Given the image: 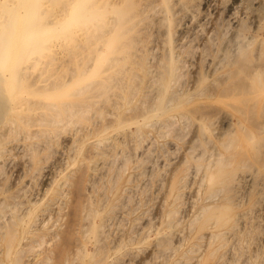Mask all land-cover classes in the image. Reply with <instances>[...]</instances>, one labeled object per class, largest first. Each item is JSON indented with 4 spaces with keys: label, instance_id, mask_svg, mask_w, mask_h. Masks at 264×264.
Instances as JSON below:
<instances>
[{
    "label": "bare ground",
    "instance_id": "obj_1",
    "mask_svg": "<svg viewBox=\"0 0 264 264\" xmlns=\"http://www.w3.org/2000/svg\"><path fill=\"white\" fill-rule=\"evenodd\" d=\"M184 1L187 0H0V254L3 257V264H31L33 261H41L44 262V264H48V260L49 258H51L49 257L48 252L52 251V243L53 241L55 242V239L57 237H59L58 233H55L56 231L54 232V234L51 232V230L47 226L48 222L53 218H56L57 221L61 218L63 219V217L65 216L64 210L69 207L70 200L73 198L74 201L71 204L73 205V207H69V209L74 208L75 217H73V215L70 216L75 218V221L72 220L70 222H75V241L73 240L74 242H71L74 243V245L73 248H71L69 251L66 248L65 251L67 252H65L63 255V250L62 252H60L62 260L65 264L70 261V263L72 264H105V262L107 261V253L106 247L103 246L104 242L102 243L103 235L105 234L107 229L109 230L113 220H116L117 222V219L125 214L124 210L126 207H124V210L120 208L117 210V207L121 206H118V202H120L119 200L122 197V192L129 189L132 190L133 188L127 189L128 187H126L123 191L122 186L118 188L117 185L120 176L119 173L116 174L115 172V176H113V178H115L111 183V190L109 191V194H105L104 191L102 192L103 194L99 193L100 195L98 197H95V194H97V191L95 190L96 183L99 182L103 178V176H105V174L109 171L110 165L112 166L115 164L114 161H111L113 159H116L115 156L117 154V150H120V148H122L121 157H124L123 155L127 154H123L125 152L124 147L126 145L128 146V142L130 141L131 143V140L135 137H138L137 141H139L141 138L140 136H144L143 129L145 127L151 124L152 127L153 124H159L160 122L161 124H159V127L165 126L167 128V125L169 123V125H171L176 121L175 116L181 117L182 120H184L183 118L189 120L191 115H194L197 111H199V109L194 107H184V103H187V100L182 101V99L184 98L176 94L178 93L177 90L176 92L174 91V86L175 84H177L176 82L178 80L179 75H181L179 74V69L183 68L184 66H182V64V67L180 66V63H182L180 62L181 59L179 60L180 54L177 53L176 46L174 47L171 44V41L173 39H170V32L168 33V47L163 48L166 46L165 44L161 47L162 50H166L164 52L163 59L161 60V62L158 61V65H160L159 70L157 72H153L154 70H151L152 72L146 70L149 67L145 68L146 65L143 61L145 54L148 52L150 53V50L152 52V49L155 47L148 46L146 45V42L143 41L142 35L143 30H145V26L148 23H151V20L158 21V24H172V22L175 20V18L173 19L174 14L176 12L174 11L175 6L179 3L181 4V2ZM184 4L186 5V3ZM154 12L156 13V15L154 14ZM233 16L228 15L229 19ZM153 25H151V27H149L150 25L148 26L149 28H151V31ZM156 26L157 25L155 24V27ZM254 28L256 29H254L256 32L255 35H253L252 33V38L249 41L245 42V44L242 43L243 46L241 45L239 48H237L238 50L236 49V52L234 51L231 54V57H233V59H231V57H228L232 60V63H230L231 68L224 72L222 80L220 79L221 81H217L218 83H216V79L214 80L215 82L212 80V83L214 82V84H216L215 88L217 90V93L212 94V91H207V89L210 88H206L203 86L201 91H197L195 94H193L195 95L194 97H196V94L198 92L200 96H203L205 95V93L210 92V94L206 95L207 100L217 99L219 102H223V105L237 111V113H239L243 118H245V120L250 119L254 110H258L259 114L260 112L264 113V62H258V64L253 66L252 70L249 65L248 67L251 71L248 75L245 76V80L241 77V74L243 73V70L245 68L244 65V68H242L240 67L241 64L240 66L235 64L236 67H238L237 69H235V66L233 68L235 61L241 56L253 54L256 59H264V45H260L257 48L254 47V44L257 43L260 38H262L264 42V27L257 25ZM156 29H158V27ZM162 32L163 30L161 31V33ZM163 35V37L166 36V34L164 33ZM235 36H239V34L236 33ZM227 52L228 51H225V53ZM161 54L160 57H162ZM223 56L225 55L223 54ZM183 57L184 56H182V58ZM225 57H227V55ZM224 60L221 59L222 63L219 61L221 66ZM148 64L149 62H147V65ZM157 69L158 67L156 68V70ZM213 69L216 70V67H213ZM144 77L147 78L145 79L143 89L140 91L142 93V100L139 99V101L141 102V108L139 107V105L136 104L137 107H135L138 109V111H136L135 114L132 113V115H130V112L128 111V115H126L127 111L125 109H127L126 107H129L134 102L138 94H136V91L138 90V88H140V83L141 81H144ZM153 87H155V90ZM151 88H153L152 92L155 91L156 94L154 98H152L151 102V98L149 99L150 103H148V105H143L145 102L144 98H147L146 94L151 93ZM147 95L149 97L150 94ZM199 95L198 97H200ZM214 95H216V99H214ZM131 112L134 111L131 110ZM197 114L198 115L196 116V122L192 124H195L196 126V129L194 126V130H196L194 132H196L195 134H197V136L200 138L201 144L196 148L193 145L194 149L191 148L192 150H190L189 147L190 152L185 158L186 161L185 163H183L184 165H182L181 167L173 161L175 158H173L172 163H169V168L167 167V164H164L165 162L163 163L164 165L162 166H166L168 170L166 169L167 171L164 172L165 175H162L163 178L160 174L162 179H158L161 180L157 179L158 181H161L157 184H160V196H158L159 199H157L158 202H156L158 211L157 214L162 217H166V219H169V221L167 222V225L169 227H172V229L176 227L180 221L179 214L182 213L180 211L181 209H184L186 207L184 206V208H182L181 196L182 194H184L183 192H185L189 184L194 183V181L196 180V182H198V187H194L190 191L194 190L195 188H197V191H192L191 193L197 192L198 195L199 189L201 190V194L203 193L202 197H204L205 199H212L221 196L223 200L222 202L216 204H208L201 206L199 211H201V215L204 214L205 217L202 223L200 224L199 228L204 229L209 226H215L222 230L223 228L227 227L230 223L235 221L234 208L236 207V205L238 206L241 204L240 200L242 195L245 193V191L249 189L251 183L256 180L255 178L254 180L253 177H251L254 180L252 181L249 172L245 173L243 172V169L249 167L250 165L254 166V164H252V161L255 162V157H252L250 151L256 148H253L255 146L254 140H257L258 137L257 139L253 138V133L247 130L246 127L244 129L243 125L240 124V122H237L239 125L238 127H240L241 125L242 129L238 128L240 129L238 130L239 132L232 130L233 133H236L235 136H233V133L225 132L226 134H224L226 135V138L228 140L224 138L227 141L224 140L226 142H222L221 136H216L215 138L214 136H212V132H215L213 131V126L215 125L214 123L217 122L218 118L216 121H214V119H212V115L210 118V114L207 115L203 112ZM228 115L229 114L227 113L226 116ZM216 117H220V115ZM171 118L172 123L170 122ZM228 118H230V116ZM173 119L175 120L174 122ZM260 119H258V122L260 121ZM228 121L230 122V119ZM230 123H227L228 126L232 125V123ZM261 124L262 123L260 122L258 124H255L256 128L259 130L258 133H260L261 128H264L262 127L264 121L262 126L260 127ZM156 125H154L153 127H155ZM223 126L224 125H221V127ZM249 126L250 128H252L251 124ZM171 127L172 125L170 126V128ZM160 128L156 127V130ZM186 128L187 127H185L184 129ZM231 128L229 127L227 129L230 130ZM184 129H182L183 132ZM232 129H234V126ZM168 131L169 127L167 128V132ZM186 131L188 130L186 129ZM160 132L162 133V131ZM164 132H166V130ZM155 134L158 135V133ZM222 134L223 131L220 135ZM148 135L150 137L151 134L148 133ZM214 135L216 134L214 133ZM257 136L261 138L260 134H257ZM152 140L155 139L152 138ZM259 141H256L258 142L256 144H259ZM146 142L149 141L145 140V143ZM137 143L139 144V142ZM151 143L153 142L151 141ZM155 143L156 142H154V146ZM139 145L138 147L140 148L141 146ZM195 145L197 144L195 143ZM131 147L132 146H129L128 148L131 150ZM132 148L134 149V147ZM153 148H151L152 151ZM147 151L145 154H147ZM258 152L259 151H257L256 154ZM143 154L141 155V157L144 156ZM165 154L166 153H164V155ZM131 157L132 156H130V158ZM122 159L124 163H127L128 160H126V157ZM144 159L142 158V160ZM183 159L181 160V163ZM117 160H119L120 162V158H117ZM133 160L135 161V158ZM147 162L151 163V160L148 161L147 158V161L145 163ZM181 163L179 164L181 165ZM120 164L122 165V163ZM120 164H118L119 167L121 166ZM118 165L116 166L117 168ZM137 165H139L140 167V163L138 164L137 162ZM150 166L152 167V165ZM150 166L148 165V167ZM112 168L113 167H111V170ZM122 168H127V166H124ZM132 169L133 167H131L130 170ZM13 170H17L19 173H22V175H24L25 180L26 178H28V180L24 181L26 183L32 184L35 180L43 178L44 182H49V187L44 190L45 192L42 191L40 188V190L44 193L41 198L30 199L32 195L37 194L36 192L32 194L29 198H27L28 196L26 197V195L24 194L26 190L23 191V193L21 191L22 189L14 193L5 186V181L7 179L5 173L6 171ZM253 170L255 169L253 168ZM259 170H257L256 166V173ZM142 171H140L141 174H143ZM55 172L58 173V178L53 179L51 178V175ZM124 173L125 172H123V174ZM140 173L138 172L137 178L141 175ZM144 173H147V171ZM151 173L153 174L155 173V171H152ZM254 173L255 171L252 174ZM153 175L152 177H154ZM130 176L132 177L133 173H131L128 178H130ZM109 178H112V175H110ZM133 179L130 178L132 182ZM143 180L145 184L146 179ZM107 181L109 182L110 179H108ZM127 182L129 183V181ZM26 183H24V185ZM255 183L257 184V182ZM102 184L105 183H103L102 181ZM141 184L143 185V183H140V185ZM24 185L22 184V186ZM150 185L151 184H149L148 187H150ZM44 186H46V184ZM102 189L100 190V192L102 191ZM149 189L150 188H148V190ZM17 190L18 187L16 188V191ZM131 196L133 195H130V197ZM155 198L157 197L155 196ZM121 199H123V197ZM191 200L192 199H190L189 203L193 201ZM218 200H220V198ZM244 201L247 202L246 198L244 199ZM257 201L259 202V200H256V202ZM239 202L240 204H238ZM122 205L125 206L126 204ZM10 206L13 208L19 207L20 212L17 211V214L10 213L12 215L9 216L7 220L1 221V219L3 218L1 217V215L8 208L10 209ZM134 208H136V206ZM134 208L132 210H134ZM255 208L258 209V207ZM69 211L65 213L68 214ZM148 211L149 210H147L145 213H147ZM258 211L259 210H257V212L255 211V214L258 215ZM133 212L134 211H132V214L135 213ZM183 212L185 213L186 211ZM247 212L248 211H246V213ZM255 214H253L254 218ZM196 216L197 215L194 216L195 219H197ZM197 217L198 219H201L200 216ZM238 217H236V219ZM240 217L242 218L243 216L241 215ZM240 217L238 219H240ZM121 219L122 218H120V220ZM198 219L196 221H198ZM249 219L247 218V220ZM151 222V227H153V224L155 223L153 221ZM240 222H243V219L240 220L239 223ZM157 223H159V221H157ZM189 224H192V222ZM196 224L197 223H195V225ZM247 224L250 225V221ZM51 225H53V223ZM116 225L114 226L116 227ZM157 225L155 227H157ZM164 225L166 226V222L163 224V226ZM178 225H180V223ZM240 225L241 223L236 226L240 227ZM117 226H119V224ZM115 227L113 229H115ZM151 227L150 230L152 229ZM155 227H153V230ZM233 228L235 229L236 227ZM120 229L121 231H123L122 228ZM139 229L137 232H139ZM172 229H170L171 232ZM190 229L189 231L192 232ZM234 229L232 230L235 232V230L237 229ZM117 230L120 232L119 229ZM220 230L213 229L210 232L208 231L203 233V236L201 238L205 239V244L202 245L205 248V252L210 249L216 239L222 236V231ZM189 231L187 230L188 235ZM167 232L163 227H157L154 230V237L152 238V240L150 238L152 244L154 246H157L160 245L162 242L166 244L168 240L170 241L171 234H169V232L167 234ZM224 232L225 231H223V233ZM228 232L230 231H227L226 233L232 235V231L231 233ZM120 234L116 235L120 236ZM172 234L180 238L178 233L173 232ZM116 235L115 237L118 238L115 239V237H113L115 239V246L113 248H121L122 245L119 242V236ZM234 235L235 234L233 233V236ZM175 236L173 238H176ZM185 236L186 235H184V237ZM113 238L111 239L113 240ZM25 239L29 242V246L27 248L29 252L27 251L28 254H24L23 256L21 255L22 251H24L22 250L24 247L22 241ZM231 239L233 240V237H231ZM235 239L234 241H236ZM174 240L176 241L177 239H173L171 241L173 242ZM227 240L225 238V242ZM45 241V245L47 246H45V248L39 251L37 247L41 245L42 248L43 243H45ZM127 241L129 242V238ZM170 243L171 242L167 244ZM124 244L125 243H123V245ZM165 244H161L160 246ZM226 244H224V246ZM234 244L235 243L233 242V245ZM153 245L151 247H154ZM175 245L174 247H176ZM179 245L180 244H178V247ZM233 245H231L232 248ZM171 246L170 249L173 250V247L171 248ZM219 246L220 245H218V248H215V250H219ZM91 247L92 250H90ZM123 247H125V245ZM61 248L62 247H60V249ZM198 248L203 251L202 247ZM56 249L60 250L59 248ZM193 249L195 250V248ZM159 250L156 251L159 253ZM169 250L164 251L169 252ZM200 250L198 249L199 252ZM218 250H216V253ZM164 251L161 250L160 252L164 254ZM188 251L189 250H187V252ZM193 251H191V253ZM195 251L197 252V250ZM204 251L202 253H204ZM224 251H227V249ZM211 252L209 253L210 256L208 255V257L212 256ZM105 253L106 255L104 257ZM128 253L126 252L127 255ZM133 253L135 252L133 251ZM170 253H172V251ZM184 255L185 253H183V256ZM198 255L197 257L199 259V257H201V254L198 253ZM58 258L57 260L60 261V259ZM191 258L195 257L193 256ZM185 259H187V257ZM218 259L220 260V257L217 258L216 262L218 261ZM2 262L0 264H2ZM55 263L57 264L56 261Z\"/></svg>",
    "mask_w": 264,
    "mask_h": 264
},
{
    "label": "rangeland",
    "instance_id": "obj_2",
    "mask_svg": "<svg viewBox=\"0 0 264 264\" xmlns=\"http://www.w3.org/2000/svg\"><path fill=\"white\" fill-rule=\"evenodd\" d=\"M259 2V3H258ZM184 3H186V5L184 4ZM181 5V6H180ZM264 0H187V1H184V2H181V4L179 3V4H177L176 6H175V9H174V11H176L175 12V14H174V17H173V19L175 18V20L172 22V24L170 23V25L169 24H164V23H159L158 24V21H154V20H151V23H148L146 26H145V30H143V35H142V38H143V41L144 42H146V45H148V46H155L153 49H152V52H151V50H150V53L148 52V53H146L145 54V56H144V59H143V61H144V63H145V68H147V67H149L148 69H146V70H149V71H151V70H154L153 72H157L158 70H159V67H160V65H158L159 64V62L158 61H160L161 62V60L163 59V55H164V52H165V50L163 49L162 50V45L164 46V44L166 45L165 47H163V48H167L168 47V45H169V38H168V33L170 32V35H171V37H170V39L172 40H170L171 41V44L175 47L176 46V51H177V53L178 54H180V56H179V60L181 59V61L180 62H182V63H180V66H181V64H182V66H184L183 68H181V69H179V74H181V75H179V77H178V80H177V84H175V86H174V91L176 92V90H177V92L178 93H176L178 96H180V97H183L184 99H182V101H186L187 103H184V107H189V108H197V109H199V111H197L194 115H191V117L189 118V120H190V122H189V120L188 119H185V118H183L184 120H182V118L181 117H179V116H175L176 118H175V120L177 121H175L174 119H173V124H171L172 125V129L170 128V126L171 125H167V128L169 127V135H168V132H167V128L165 127V126H160L159 127V124H161L160 122H159V124L158 123H156V124H153V126L154 125H156L155 127H151V125H148L147 127H145L144 129H143V137L142 136H140L139 138H140V140L139 141H137L138 140V137H135L134 139H132L131 140V143H130V141L128 142V146L126 145L125 147H124V153L123 154H126V155H123L124 157H126L127 159L126 160H128L127 161V163H124V161H123V159L122 158H124V157H121L122 156V148H120V152L117 150V154L119 155H117L116 154V156H115V158L116 159H113L111 162H113L114 161V163H111V164H114V165H110V169H109V171L105 174V176H103V178L99 181V182H97L96 183V185H95V187H96V193L97 194H95V197H98L100 194H103L102 192H104L105 194H109V191L111 190V183H112V181H113V179L115 178H113V176H115V172H116V174H118L119 173V176H120V178H119V176H118V178H119V182H118V185H117V187L118 188H120L121 186H122V191L124 190V188H126V187H128L127 189H129V188H133L132 190L131 189H129V190H125L124 192H122V197H123V199H121L120 198V202H121V204H120V202H118L119 204H118V206H120V207H117V210L120 208V209H122V210H124V207H126L125 208V210H124V215L122 216V217H120V218H122L123 219V217H124V219L121 221L120 220V218H118L117 220V222H116V220H113L112 221V223H111V226H110V228H109V230L107 229V235H106V232H105V234L103 235V239H102V243H103V246H105L106 247V253H107V255H106V253L104 254V257H105V255H106V258H107V261L105 262V264H111L112 262V264H124L125 262V264H160V263H163V264H184L185 262L187 263V264H264V212H262V211H264V139H262V138H264V130H262V129H264V128H261L260 130V133H258L259 132V130L256 128V126H255V124H258L259 122L260 123H262L263 124V121H264V113L263 112H260V114H259V112H258V110H254L253 111V113H252V115H251V117H250V119L249 120H245V118H243L239 113H237V111H235V110H233L232 108H228V107H226L225 105H223V102L221 103V101L219 102L217 99H216V95H214L213 97H214V99H216V100H207L206 99V95H208V94H210V92L212 93V94H216L217 93V90H216V88H215V85L216 84H214V82L216 81V83H218L219 81H221L222 80V77L224 76V72L225 71H227L228 69H230L231 68V65H230V63H232L231 61V59H233V57H231L232 55V53L235 51L236 52V49L237 48H239L241 45L243 46V44H245V42H247V41H249L251 38H252V36L253 35H255V28L254 27H256L257 25H259V26H262V27H264ZM182 6H184V7H182ZM184 8V9H182V8ZM224 7V8H223ZM260 7V8H259ZM263 8V9H262ZM177 9V10H176ZM181 10H183V11H181ZM179 11V12H178ZM158 12V11H157ZM154 14L156 15V13L154 12ZM251 14V15H250ZM227 15V16H226ZM228 15H231V16H233V15H235V16H233V17H231L230 19H229V17H228ZM253 15V16H252ZM259 16V17H258ZM172 19V20H173ZM254 19V20H253ZM177 20V21H176ZM230 20V21H229ZM232 20V21H231ZM261 20V21H260ZM227 21H229V22H227ZM156 22V23H155ZM176 22V23H175ZM238 23V24H237ZM255 23V24H254ZM257 23V24H256ZM154 24V25H153ZM155 24L157 25L156 27H155ZM164 24V25H163ZM150 25V26H149ZM151 25H153L152 26V31H151V28H149V27H151ZM174 25H175V27H174ZM252 25V26H251ZM149 26V27H148ZM159 26H160V28H159ZM162 26V27H161ZM239 26V27H238ZM148 27V28H147ZM158 27V29H156ZM167 27V28H166ZM155 28V29H154ZM171 28V29H170ZM255 29V30H254ZM150 30V31H149ZM156 30V31H155ZM159 30V31H158ZM163 30V32L161 33V31ZM166 30V31H165ZM169 30V31H168ZM254 31V32H253ZM147 32V33H146ZM159 32V33H158ZM145 33V34H144ZM163 33L164 34H166V36L165 37H163L164 35H163ZM174 33V34H173ZM236 33L237 34H239V36H235L236 35ZM252 33H253V35H252ZM162 34V35H161ZM260 35H261V32H260ZM144 36V37H143ZM173 36V37H172ZM157 37H158V39H157ZM235 37V38H234ZM238 37H240V38H238ZM242 37V38H241ZM250 37V38H249ZM261 37V36H260ZM159 38H161V39H159ZM145 39V40H144ZM147 40V41H146ZM154 40V41H153ZM161 40V41H160ZM232 40V41H231ZM168 41V42H167ZM238 41V42H237ZM151 42V43H150ZM228 44H227V43ZM241 42V43H240ZM260 42V43H259ZM149 43V44H148ZM236 43V44H235ZM243 43V44H242ZM260 45H264V42H263V39L262 38H260L259 39V41H257V43H255L254 44V47L255 48H257L258 46H260ZM179 46H180V48H179ZM222 47V48H221ZM236 47V48H235ZM221 49V50H220ZM227 49V50H226ZM179 50H181V51H179ZM233 50V51H232ZM238 50V49H237ZM179 51V52H178ZM225 51H228L227 53H225ZM181 52H182V54H181ZM162 53V54H161ZM160 54H161V56L162 57H160ZM223 54L226 56L227 55V57H225V56H223ZM229 54V55H228ZM182 56H184L183 58H182ZM187 56V57H186ZM248 56V57H247ZM250 56V57H249ZM253 56V57H252ZM159 57V58H158ZM222 57V58H221ZM224 57V58H223ZM231 57V59H229V58ZM147 58V59H146ZM226 58V59H225ZM243 58H244V60H243ZM253 58V59H252ZM255 58V56L252 54H249V55H246V56H241V57H239V59H237L236 61H235V63H234V65H233V68H234V66H235V69H237V67H236V65L235 64H237V65H239L240 66V64H241V66L240 67H242V68H244V70H243V73L241 74L242 76V79H244L245 80V76L246 75H248L249 74V72L252 70V68H253V66H255L256 64H258V62L259 63H261V61H263L264 62V59H262L261 58V60L260 59H254ZM221 59L222 60H224L223 61V64H222V66L220 65V62H221ZM148 60V61H147ZM229 60H230V62H229ZM240 60V61H239ZM185 61V62H184ZM220 61V62H219ZM245 63H244V62ZM147 62H149V64L147 65ZM158 62V63H157ZM262 62V63H263ZM222 63V62H221ZM248 63V64H247ZM246 64V65H245ZM229 65V66H228ZM243 65H244V67H243ZM250 65V66H249ZM220 66V67H219ZM251 68V70H250V68ZM252 66V67H251ZM158 67V69L156 70V68ZM213 67L215 68L216 67V70L215 69H213ZM218 67H219V69H218ZM245 69H247V70H245ZM183 70V71H182ZM215 70V71H214ZM181 71V72H180ZM152 72V71H151ZM216 73V74H215ZM222 74V75H221ZM243 74H245V75H243ZM202 77V78H200V77ZM147 78V77H146ZM145 77H144V81H141V83H140V88H138V90L136 91V94H137V96H136V98H135V100H134V102L132 103V105H130L129 107H126L127 109H125L127 112H126V115H128V111L130 112L129 114L130 115H132V113H136V111H138V109L136 108L137 106H136V104L137 105H139V107L141 108V102L139 101V99H141V90L143 89V87H144V82H145V79H146ZM206 78H207V80H206ZM216 79V80H215ZM221 79V80H220ZM141 80V79H140ZM197 80H198V82H197ZM212 80L214 81L213 83H212ZM218 81V82H217ZM212 84H211V83ZM203 83V84H202ZM207 84V85H206ZM206 87V88H210V89H207V91L209 90L210 92H207V93H205V95H203V96H200L198 93L196 94V97H194L195 95H193V94H195L197 91H201V89H202V87ZM208 86H210V87H208ZM214 86V87H213ZM212 87H213V89H212ZM154 88V90H155V87H153ZM153 88H151V90H150V92L152 93H147V94H150L149 95V97H148V95L146 94V97L147 98H144V101L146 102V104H145V102H144V104L143 105H148V103H150L151 102V100H152V98H154V96H155V94H156V92L155 91H153L152 92V89ZM176 88H179V89H176ZM200 89V90H199ZM216 90V91H215ZM180 91V92H179ZM214 91V92H213ZM155 92V93H154ZM180 93V94H179ZM211 94V95H212ZM198 95L200 96V97H198ZM153 96V97H152ZM190 96H191V98H190ZM193 96V97H192ZM151 98V99H150ZM147 99V100H146ZM149 99H150V102H149ZM189 99H191V100H189ZM142 100V99H141ZM139 101V102H138ZM217 101V102H216ZM143 105H142V107H143ZM199 105H201V106H199ZM213 105V106H212ZM136 106V107H135ZM200 107V108H199ZM207 107V108H206ZM209 107H211V108H209ZM133 108V109H132ZM134 108H135V110H134ZM205 108V109H204ZM129 109V110H128ZM132 111H134V112H131V110ZM137 109V110H136ZM202 110V111H201ZM208 110V111H207ZM214 110V111H213ZM222 110H224V111H222ZM206 111V112H205ZM213 111V112H212ZM222 111V112H221ZM206 113L207 115H209L211 112V114H210V118H211V115H212V119H214V121H216L217 120V118H218V120H217V122L216 123H214L215 125L213 126V131H215V132H212V136H214V138L216 137V136H221V139H222V142H226L228 139L226 138V133L228 132V133H233V131H238V130H240V129H242V126L240 125V127H238L239 125H238V123L240 122V124H242L243 125V128L245 129V127L247 128V130H249L250 132H252L253 133V138H255V139H257V137H258V139L257 140H254V143H255V146L253 147V148H255V149H252L251 151H250V153L252 154V157H255L256 159H257V156H258V159H259V161H258V159L256 160L255 158H254V161L255 162H253L252 161V164H254V166L253 165H250L249 167H246L245 169H243L244 171L243 172H249V174H250V178L251 177H253V179L255 180H253L252 178H251V180L252 181H254L253 183H251V185H250V187H249V189L247 190L248 192H249V194H248V192L247 191H245V193L242 195V197L245 199L246 198V200H247V202H245L244 201V199L241 197V200H240V202H241V204H240V202L238 203V204H240V205H238V206H240V207H238L237 205H236V207L234 208V216H235V221H233L232 223H230L227 227H225V228H223L222 230H220L218 227H215V226H209V227H206V228H204V229H200L199 227H200V224L202 223V221L204 220V217H205V215L203 214V215H201V211H199L200 210V208H201V206L202 205H208V204H216V203H219V202H222L223 200H222V198H221V196H218V197H215V198H208V199H205L204 197H202L203 196V193L201 194V190H199L198 189V195H197V192L196 193H191L192 191L194 192V191H197L196 189L197 188H195L194 190H192V191H190L191 189H193L194 187H198L197 186V183L198 182H196V180L194 181V183H190L189 184V186H188V188L185 190V192H183L184 194H182V199H181V202H182V208H184V206H186L184 209H181V211L180 212H182V213H180L181 215H182V217H181V215L179 214V220L181 221H179V223H180V225H178L177 224V226L176 227H174L173 229H172V227H169L167 224V222L169 221V219L167 218L166 219V217H162V216H160L159 214H157V203L156 202H158L157 201V199H159L158 198V196H160V184L159 185H157L158 183H160L161 181H158V180H161L162 178H163V176L162 175H165V173L164 172H166L168 169H167V167L169 168V163H172L173 161L174 162H176L177 163V165H179L180 167L182 166V165H184L183 163H185V161H186V156L188 155V153L190 152L189 151V147H190V150H192L191 148H193L194 149V147L196 148L197 146H200V144H201V140H200V138L197 136V134H195L196 132H194V131H196V130H194V126H195V124L193 125L192 123H195L196 122V116L198 115L197 113ZM219 112H221V113H219ZM226 112V113H225ZM215 115H214V114ZM223 113H224V115H223ZM227 113L229 114L228 116H226L227 115ZM226 114V115H225ZM261 114H262V116H261ZM177 115V114H176ZM220 115V117H216V116H219ZM221 116H222V121H221ZM230 116V118H228ZM256 116V117H255ZM259 116H261V117H259ZM257 118V119H255V118ZM263 117V118H262ZM173 118V117H172ZM172 118L170 119V122L172 123ZM180 118V119H179ZM223 118H224V120H223ZM226 118H228V119H226ZM254 118V119H253ZM261 118V119H260ZM219 119H220V121H219ZM230 119V122L232 123V125L234 126V129H232L233 128V126L231 125V126H228V124L227 123H230L228 120ZM238 121H237V120ZM258 119H260V121L258 122ZM263 119V120H262ZM179 120H181V121H179ZM255 120H257V121H255ZM255 122V123H253V122ZM183 123V124H181V123ZM220 122H222V123H220ZM227 122V123H226ZM238 122V123H237ZM249 122V123H248ZM224 123H226V124H224ZM230 123V124H231ZM180 124V125H179ZM186 124H187V126H186ZM218 124V125H217ZM247 124H251L252 125V128H250V126L249 125H247ZM262 124L260 125V127L262 126ZM190 125V126H189ZM221 125H224L223 127H221ZM179 126V127H178ZM217 128H216V127ZM226 126H227V128H231L230 130L229 129H227L226 128ZM156 127L157 128H160V129H157L156 130ZM178 127V128H177ZM185 127H187L186 129L188 130V131H186V129H184ZM262 127H264V124H263V126ZM189 128V129H188ZM191 128V129H190ZM238 128H240V129H238ZM254 128V129H253ZM170 129H171V131H170ZM174 129V130H173ZM180 129V130H179ZM182 129H184V132L182 131ZM195 129H196V126H195ZM255 129H256V132H255ZM166 130V132H164ZM226 130V131H225ZM233 130V131H232ZM258 130V131H257ZM160 131H162V133L160 132ZM179 131V132H178ZM222 131H223V134L222 135H220L221 133H222ZM230 131V132H229ZM173 132V133H172ZM176 132H177V134H176ZM218 132V133H217ZM226 132V133H225ZM239 132V131H238ZM148 133L149 134H151L150 135V137H149V135H148ZM155 133H158V135L157 134H155ZM161 135H160V134ZM165 133V134H164ZM187 133V134H186ZM214 133L216 134V135H214ZM225 133V134H224ZM251 133V134H252ZM262 133V134H261ZM162 134H163V136H162ZM235 132L233 133V136H235ZM257 134L259 135H261L260 137L261 138H259V136H257ZM159 136H160V138H159ZM195 136H196V138H195ZM197 137H198V139H197ZM228 137V136H227ZM143 138V139H142ZM147 138V139H146ZM151 138V139H150ZM152 138L153 139H155V140H152ZM183 138V139H182ZM224 138H226V139H224ZM141 139H142V141H141ZM145 140H147V141H149V142H146L145 143ZM194 140V141H193ZM224 140H226V141H224ZM261 142H260V141ZM151 141L153 142V143H151ZM256 141H259V144H256V143H258V142H256ZM137 142H139V144H141V145H139ZM154 142H156L155 143V146H154ZM166 142H168V143H166ZM172 142V143H171ZM188 142V143H187ZM194 142V143H193ZM199 142V143H198ZM130 143V144H129ZM134 143V144H133ZM161 143V144H160ZM195 143L197 144V145H195ZM148 144V145H147ZM173 144V145H172ZM260 144H262V145H260ZM134 145V146H133ZM138 145L139 146H141L140 148L138 147ZM153 145V146H152ZM161 145V146H160ZM177 145V146H176ZM193 145H194V147H193ZM129 146H132V147H134V149L131 147V150L128 148ZM261 148H260V147ZM138 147V148H137ZM143 147H144V149H143ZM149 147V148H148ZM154 147V148H153ZM181 147V148H180ZM257 147H258V149H260V150H258L257 149ZM138 150H137V149ZM148 148V149H147ZM151 148H153V151H152V149ZM187 148H188V150H187ZM140 149V150H139ZM148 151H147V150ZM170 149V150H169ZM131 151V152H127V151ZM133 150V151H132ZM137 150V151H136ZM144 150V151H143ZM162 150H163V152H162ZM166 150V151H165ZM253 150H255V151H253ZM146 151H147V154H145L146 153ZM177 151V152H176ZM257 151H259L257 154H256V152ZM133 152H135V153H133ZM136 152H138V153H136ZM152 152V153H151ZM182 152V153H181ZM255 152V153H254ZM144 153V154H143ZM164 153H166L165 155H164ZM173 153V154H172ZM253 153H254V155H253ZM131 154V155H130ZM133 154V155H132ZM144 155V156H142L141 157V155ZM259 154V155H258ZM128 155H130V156H132L131 158H130V156H128ZM137 157V159H136V157ZM153 156V157H152ZM167 156V157H166ZM178 156V157H177ZM184 157V159H183V157ZM141 157V158H140ZM151 157V158H150ZM172 157V158H171ZM117 158L119 159L120 158V162H119V160H117ZM128 158H130V159H128ZM135 158V161L133 160V159ZM140 158V159H139ZM142 158L144 159V158H146V159H144V160H142ZM147 158H148V161H150L151 160V163L150 162H147V163H145L146 161H147ZM162 158V159H161ZM171 158V159H170ZM173 158H175L174 160H173ZM183 159V161H182V163H181V160ZM262 158H263V161H262ZM168 159V160H167ZM142 160V161H141ZM146 160V161H145ZM173 160V161H172ZM115 161H117V162H119V163H117V162H115ZM132 163H131V162ZM134 161V162H133ZM143 161H145V162H143ZM153 161V162H152ZM170 161V162H169ZM137 162H138V164L140 163V167H139V165H137ZM165 162V163H164ZM258 162H260V163H258ZM120 163H122V165L120 164ZM123 163H124V166L126 167L127 166V168H122V167H124L123 166ZM150 163V164H149ZM166 165L167 164V167L165 166H162V165H164V164ZM179 163H181V165L179 164ZM118 164H120L121 166L119 167V165H118V168L121 170H119L116 166ZM134 165V166H133ZM135 165H137V166H135ZM148 165L150 166V165H152V167H151V169H152V171H155V173H151L152 171H151V169H150V167H148ZM260 165H261V167H260ZM144 166V167H143ZM146 166V167H145ZM256 166H257V170H259L260 168V170L259 171H257V173H256ZM111 167H113L112 168V170H111ZM131 167H133V169L132 170H130L131 169ZM139 167V168H138ZM250 167H253L255 170H253V168H250ZM260 167V168H259ZM116 168H117V170L119 171H117L116 170ZM122 168V169H121ZM60 169V168H59ZM58 169V170H59ZM126 170V171H124V170ZM145 169H146V171H147V173H144V172H146L145 171ZM150 170V171H148V170ZM159 169V170H158ZM167 169V170H166ZM248 169H250V170H248ZM57 170V171H58ZM143 170V171H142ZM163 170H165V171H163ZM15 170H13V171H6V173H5V175H6V177H7V179H6V181H5V186H6V188H9L10 189V191H12V192H14V193H16V192H18L19 190H21L22 192L23 191H25L26 190V192L24 193L25 195H26V197L27 198H29L32 194H34L35 192L37 193V194H34V195H32V197H30V199H34V198H41L42 197V195L44 194L42 191H44V190H46L48 187H49V182H44V180H43V178H40V179H37V180H35L34 181V183H32V184H30V183H26V182H24V181H26V180H28V178H26V180L24 179V175H22V173H19L17 170L14 172ZM140 171H142L143 172V174H141L140 173ZM161 171H163V172H161ZM255 171V173L254 174H252L253 172ZM123 172H125L124 174H123ZM137 172V173H136ZM138 172L141 174H139L140 176L137 178V176H138ZM11 173V174H10ZM114 173V174H113ZM131 173H133V178L130 176V178L131 179H133V182H132V180H130V178H128L129 177V175L131 174ZM136 173V174H135ZM164 173V174H163ZM146 174V175H145ZM150 174V175H149ZM154 176V177H152V175ZM160 174H161V176H162V178H161V176H160ZM257 174V175H256ZM21 175V176H20ZM110 175H112V178H109L110 177ZM136 175V176H135ZM144 175V176H143ZM263 175V176H262ZM10 176V177H9ZM104 177H105V179H104ZM148 177V178H147ZM152 177V178H151ZM21 178V179H20ZM51 178H53V179H55V178H58V173L57 172H55V173H53L52 175H51ZM158 178H161V179H158ZM260 178V179H259ZM13 179V180H12ZM108 179H110V183L107 181ZM138 179V180H137ZM141 179H142V181H141ZM143 179H146L145 180V184H144V180ZM148 179V180H147ZM158 179V180H157ZM258 179V180H257ZM262 179V180H261ZM40 180V181H39ZM153 180V181H152ZM11 181V182H10ZM18 181H19V183H18ZM102 181H103V183H105V184H102ZM127 181H129V183L127 182ZM147 181V182H146ZM148 181H149V184H151L150 185V187H148L149 186V184H148ZM28 182V181H27ZM131 182V183H130ZM156 182V183H155ZM255 182H257V184L255 183ZM259 182V183H258ZM261 182V183H260ZM8 183H9V185H8ZM18 183V184H17ZM24 183H26L25 185H24ZM46 184V186H44L45 184ZM109 183V184H108ZM140 183H143V185L141 184L140 185ZM22 184L24 185V186H27V187H24V186H22ZM44 184V185H43ZM148 184V185H147ZM252 184H254V185H252ZM260 184V185H259ZM8 185V186H7ZM21 185V186H20ZM102 185V186H101ZM104 185V186H103ZM105 185H106V187H105ZM134 185V186H133ZM257 185V186H256ZM42 186H43V188H42ZM156 186V187H155ZM158 186V187H157ZM260 186V187H259ZM18 187V190L16 191V188ZM19 187H20V189H19ZM23 187V188H22ZM141 187V188H140ZM152 187V188H151ZM256 187V188H255ZM261 187H263V188H261ZM26 188V189H25ZM40 188H41V190H40ZM103 188V189H102ZM139 188V189H138ZM147 188V189H146ZM148 188H150L149 190H148ZM260 188V189H259ZM102 189V191L100 192V190ZM138 189V190H137ZM156 189H158V190H156ZM250 189H252V190H250ZM15 190V191H14ZM36 190H38V191H36ZM136 190V191H135ZM144 190V191H143ZM128 191V192H127ZM134 191V192H133ZM154 191V192H153ZM259 191V192H258ZM45 192V191H44ZM132 192V193H131ZM142 192H143V194H142ZM148 192H149V194H148ZM29 193V194H28ZM40 195H39V194ZM100 193V194H99ZM187 193V194H186ZM189 193V194H188ZM253 195H252V194ZM256 193V194H255ZM145 194H147V195H145ZM261 194V195H260ZM36 195H38V196H36ZM123 195H125V196H123ZM130 195H133V196H131L130 197ZM149 195V196H148ZM184 195V196H183ZM192 195V196H191ZM249 195V196H248ZM36 196V197H35ZM40 196V197H39ZM128 196V197H127ZM155 196L157 197V198H155ZM195 196V197H194ZM198 196H199V198H198ZM262 196H263V198H262ZM125 197V198H124ZM146 197V198H145ZM190 197H192V198H190ZM194 197V198H193ZM250 197H251V199H250ZM127 198H128V200H127ZM198 198V199H197ZM220 198V200H218ZM74 199V198H73ZM73 199H71L70 200V205H69V207H73V205H71L72 203H73ZM125 199V200H124ZM190 199H192L191 201L192 202H190L189 203V201H190ZM204 199H205V201H204ZM211 199V200H210ZM127 200V201H126ZM188 200V201H187ZM202 200V201H201ZM218 200V201H217ZM250 200V201H249ZM256 200H259V202L257 201L256 202ZM125 203H124V202ZM131 201V202H130ZM145 201H146V203H145ZM184 201V202H183ZM257 203H255V202ZM123 202V203H122ZM128 202V203H127ZM134 202V203H133ZM187 202H188V204H187ZM195 202V203H194ZM200 202V203H199ZM244 202V203H243ZM252 202H253V204H252ZM263 203V205H262V203ZM185 203V204H184ZM122 204H126L125 206L124 205H122ZM139 206H138V205ZM147 204V205H146ZM187 204V205H186ZM194 204V205H193ZM199 204V205H198ZM144 205V206H143ZM136 206V208H134ZM151 206V207H150ZM189 206V207H188ZM192 206V207H191ZM198 206V207H197ZM261 206V207H260ZM263 206V207H262ZM69 207H67L66 208V210H64V217H63V219L61 218L60 220H56V218H53V219H51L49 222H48V227H49V229L51 230V232L54 234V232L55 233H58V236L59 237H61V238H59V237H57L56 239H55V242L53 241V243H52V247H51V252H48L49 253V257H51V258H49V260H48V264H56L55 263V261L57 262V264H65L64 262H63V260H62V256H61V254H60V252H62V250H63V252H62V255L65 253V252H67V251H65L66 250V248L68 249V251L71 249V248H73V245H74V243H71L73 240L75 241V234H74V231H76V230H74V228H75V222H70V221H75V218H73V217H75L74 216V208H70L69 209ZM122 207V208H121ZM255 207H258V209L257 208H255ZM134 208V210H132ZM155 208V209H154ZM191 208V209H190ZM193 208V209H192ZM253 208V209H252ZM255 208V209H254ZM262 208V209H261ZM151 209H153V210H151ZM168 209V208H167ZM9 210V211H8ZM14 210V211H13ZM70 210V211H69ZM72 210V211H71ZM136 210V211H135ZM147 210H149L147 213H145ZM189 210V211H188ZM254 210V211H253ZM257 210H259L258 211V215L257 214H255L256 212H257ZM12 211V212H11ZM20 212V208L19 207H17V208H13V207H11L10 206V209L8 208L2 215H4V216H2L1 215V217H3L2 219H1V221H4V220H7V218L9 217V216H11L13 213H18V212ZM67 211H69L68 212V214H66L65 212H67ZM132 211H134L133 213L134 214H132ZM152 211V212H151ZM183 211H186L185 213L183 212ZM188 211V212H187ZM246 211H248L247 213H246ZM256 211V212H255ZM8 212V213H7ZM73 212V213H72ZM126 212H127V214H126ZM244 212V213H243ZM251 212H252V214H251ZM10 213H12V214H10ZM139 213H141V214H139ZM145 213V214H144ZM152 215H151V214ZM155 213V214H154ZM183 213H184V215H183ZM238 213H240V214H238ZM243 213V214H242ZM8 216H7V215ZM238 214V215H237ZM244 214H246V215H244ZM251 214V215H250ZM253 214H255V218H254V215ZM73 215V217H71V216ZM148 215V216H147ZM151 215V216H150ZM195 215H197V216H200V218L201 219H198V217L196 216V218L198 219V221H196L197 219H195ZM243 216L242 218L240 217V216ZM7 216V217H6ZM71 217V220H70V217ZM147 218H146V217ZM203 216V217H202ZM240 217V219H238L239 217ZM248 216H250V217H248ZM136 217V218H135ZM152 217V218H151ZM156 217H157V219H156ZM159 217V218H158ZM162 217V218H161ZM236 217H238L237 219H236ZM260 217V218H259ZM68 218V219H67ZM125 218H127V219H125ZM143 220H142V219ZM181 218H182V220H181ZM247 218L249 219V218H251V219H249V220H247ZM258 218H259V220H258ZM156 219V220H155ZM243 219V222H240L241 223V225H240V227L239 226H236V225H239L240 223H239V221L240 220H242ZM56 220V221H55ZM139 220H141V221H139ZM155 220V221H154ZM236 220H237V222H236ZM60 221V222H59ZM69 221V222H68ZM136 221V222H135ZM146 221V222H145ZM151 221H153L156 225H157V227L158 228H164L165 229V231L167 232V230H168V232H169V234H171L170 235V241L168 240L167 242H166V244L165 243H161V244H165V245H162V246H160V245H157V246H154L153 244H152V238L154 237V230L157 228V227H155L156 225L155 224H153V227H155L154 228V230H153V227H151L152 225V222ZM157 221H159V223H157ZM249 221H250V225H248L247 223H249ZM119 222H121V223H119ZM140 222V223H139ZM166 222V226L164 227L163 226V224ZM192 222V224H189V223H191ZM197 223L196 225H195V223ZM254 222H255V224H254ZM53 223V225H51ZM54 223H56V224H54ZM58 223V224H57ZM116 223H117V225L119 224V226H117L116 225ZM257 223V224H256ZM261 223V224H260ZM60 224H61V227H60ZM62 224H64V225H62ZM123 224V225H122ZM127 224V225H126ZM135 224H137V225H135ZM145 224V225H144ZM147 224V225H146ZM195 226H194V225ZM260 224V225H259ZM51 226V228H50V226ZM68 225V226H67ZM114 225H116V227L114 226ZM140 225V226H139ZM155 225V226H154ZM254 225V226H253ZM66 226V227H65ZM136 226V227H135ZM236 227L235 229H239L238 231L237 230H235L233 227ZM57 227H59V228H57ZM115 227V229H113ZM126 227V228H125ZM131 227V228H130ZM138 227V228H137ZM150 227L152 228L151 230H150ZM184 227H186V228H184ZM193 227V228H192ZM231 227V228H230ZM239 227V228H238ZM256 227V228H255ZM263 227V228H262ZM70 228H71V230H70ZM120 228H122V230L123 231H121V229ZM140 228V229H139ZM147 228V229H146ZM191 228V229H190ZM114 231H113V230ZM117 229H119L120 230V232L117 230ZM136 229V230H135ZM138 229H139V232H137L138 231ZM149 229V230H148ZM170 229H172V232H171V230ZM189 229L192 231V232H190L189 231ZM213 229H215V230H220V231H222V236L220 237V238H218V239H216V241H214L213 242V244H212V246L210 247V249L208 250V251H204V246H202V245H204L205 243V239L204 238H201L202 236H203V233H205V232H210L211 230H213ZM232 229H234L235 230V232L232 230ZM73 230V231H72ZM130 230V231H129ZM135 230V231H134ZM141 230V231H140ZM145 230V231H144ZM181 230V231H180ZM187 230L189 231V235H188V232H187ZM64 231V232H63ZM112 231V232H111ZM146 231H148V232H146ZM153 231V232H152ZM184 231V232H183ZM199 231H201V232H199ZM223 231H225L224 233H223ZM227 231H230V232H228V233H231V231H232V235L231 234H227L226 232ZM241 231V232H240ZM248 233H247V232ZM59 232H61V233H59ZM66 232V233H65ZM118 232V233H117ZM168 232H167V234H168ZM171 232V233H170ZM178 233L179 234V236H180V238L178 237V236H175L174 234H172V233ZM180 232H182V233H184V234H182V233H180ZM195 232H196V234H195ZM121 233V234H120ZM233 233L236 235H234L233 236ZM240 233H241V235H240ZM246 233V234H245ZM61 236H60V235ZM64 234V235H63ZM116 234H120V236L119 235H116ZM136 236H135V235ZM181 234V235H180ZM254 234V235H253ZM261 234V235H260ZM70 235V236H69ZM115 235L116 236H119V242L121 243V245H122V247L121 248H113L114 246H115V242H114V240L115 239H117L116 237H115ZM122 235V236H121ZM133 235V236H132ZM144 235H146V236H144ZM176 237V238H173L174 236ZM184 235H186L185 237H184ZM187 235H188V237H187ZM194 235V236H193ZM199 235H200V237H199ZM230 235V236H229ZM245 235H246V237H245ZM69 236V237H68ZM72 236V237H71ZM181 236H183V237H181ZM193 236V237H192ZM224 236H226V237H224ZM113 237H115V239L113 238ZM132 238V240H131V238ZM192 237V238H191ZM199 237V238H198ZM227 237H228V240H227ZM231 237H233V240L231 239ZM236 239H235V238ZM252 237V238H251ZM111 238H113V240L111 239ZM121 238V239H120ZM128 238H129V242L127 241L128 240ZM136 238V239H135ZM142 238H144V239H142ZM150 238H151V240H150ZM184 240H182V239ZM190 238H191V241H190ZM197 238V239H196ZM225 238H226V240L228 241H226L227 242V244H226V242H225ZM69 239V240H68ZM173 239H177L176 241L174 240L173 242L171 241V240H173ZM178 239H180V240H178ZM201 239H203V240H201ZM220 239H221V241H220ZM234 239L236 240V241H234ZM238 239V240H237ZM246 239V240H245ZM123 240V241H122ZM142 240V241H141ZM182 240V241H181ZM73 241V242H74ZM111 241V242H110ZM113 241V242H112ZM122 241V242H121ZM132 241V242H131ZM138 241V242H137ZM140 241V242H139ZM179 241V242H178ZM181 241V242H180ZM190 241V242H189ZM238 241V242H237ZM110 242V243H109ZM137 242V243H136ZM169 242H171L170 244L172 245H170V244H167V243H169ZM233 242L235 243L234 245H235V247H234V245H233ZM237 242V243H236ZM256 242V243H255ZM22 243H23V245H24V247H23V249L22 250H24V251H22V253H21V255H23L24 256V254H28L27 253V251H28V244H29V242L25 239V240H23L22 241ZM26 243H27V245H26ZM64 243V244H63ZM69 243H70V245H69ZM106 243V244H105ZM113 245H112V244ZM123 243H125L124 245H125V247H123L124 245H123ZM152 244L154 247H151L152 245H150V244ZM200 243H203V244H200ZM232 243V244H231ZM245 243V244H244ZM260 243V244H259ZM46 244V241H45V243H43V246H42V248H41V245H39V247H37V249L40 251V250H42L43 248H45V246H47V245H45ZM55 244V245H54ZM176 244V245H175ZM178 244H180L179 245V247H178ZM194 244H196V245H194ZM197 244H198V246H197ZM223 244V245H222ZM224 244H226L225 246H224ZM230 244V245H229ZM26 245V246H25ZM107 245V246H106ZM168 245H169V247H168ZM174 245L176 246V247H174ZM218 245H220L219 246V250L218 249H216V250H218L217 251V253H216V250H215V248H218L217 246ZM230 247H229V246ZM231 245H233V248H232V246ZM38 246V245H37ZM55 246H56V248H59L60 249V247H62L60 250H58V249H56L55 248ZM69 246V247H68ZM112 246V247H111ZM170 246H171V248L173 247V250H171L170 249ZM241 246V247H240ZM262 246V247H261ZM192 247V248H191ZM198 247H202L203 249V251H204V253H202L203 251H201L200 250V248H198ZM229 249H228V248ZM237 247V248H236ZM245 247H246V249H245ZM165 248V249H164ZM176 248V249H175ZM193 248H195V250H197V252L193 249ZM197 248V249H196ZM232 248V249H231ZM242 248V249H241ZM27 249V250H26ZM56 249V250H55ZM160 249V250H159ZM170 249V250H169ZM198 249L200 250V252L198 251ZM227 249V251H224V250H226ZM58 250V251H57ZM90 250H92V247L90 248ZM109 250V251H108ZM125 250H126V252L128 253V255L126 254V252H125ZM156 250H159V253L156 251ZM161 250H169V252H167V251H164V254L162 253V252H160ZM187 250H189L188 252H187ZM194 250V251H193ZM215 252H214V251ZM231 250V251H230ZM54 251V252H53ZM133 251L135 252V253H133ZM147 251V252H146ZM149 251H150V253H149ZM172 251V253H170ZM191 251H193L192 253H191ZM213 253H212V252ZM23 252H26V253H23ZM29 252V251H28ZM52 252H53V254H52ZM56 252V253H55ZM109 252V253H108ZM145 252V253H144ZM194 252H196V253H194ZM211 252V254H212V256L211 257H208V255L210 256V253ZM240 252V253H239ZM244 252V253H243ZM258 252V253H257ZM51 253V254H50ZM132 253V254H131ZM162 253V254H161ZM170 253V254H169ZM183 253H185V255L183 256ZM198 253L199 254H201V257H199V259H198V257H197V255H198ZM229 253H231V254H229ZM60 256H59V255ZM123 254V255H122ZM148 254V255H147ZM154 254V255H153ZM160 254V255H159ZM166 254V255H165ZM154 257H156V258H154ZM159 255V256H158ZM164 255V256H163ZM173 255V256H172ZM187 255V256H186ZM252 255V256H251ZM58 256H59V258H58ZM132 256V257H131ZM163 256V257H162ZM180 256H183V257H180ZM195 257V258H191V257ZM198 256H200V255H198ZM111 257V258H110ZM136 257H137V259H136ZM150 257V258H149ZM153 259H152V258ZM187 257V259H185ZM218 257H220V260L218 259V261L216 262V260H217V258ZM57 258L58 259H60V261L59 260H57ZM102 258H103V256H102ZM115 258V259H114ZM120 258V259H119ZM132 258H135V259H132ZM222 258V259H221ZM246 258V259H245ZM256 258V259H255ZM2 259H3V257H2V255L0 254V263L2 262ZM110 259V260H109ZM122 259H125V260H122ZM142 259V260H141ZM158 259V260H157ZM167 259V260H166ZM192 259V260H191ZM197 259V260H196ZM228 259V260H227ZM233 259H235V260H233ZM106 260V259H105ZM128 260V261H127ZM163 260H165V261H163ZM213 260V261H212ZM47 261V260H46ZM120 261V262H119ZM122 261V262H121ZM147 261V262H146ZM155 261V262H154ZM163 261V262H162ZM179 261V262H178ZM197 261H199V262H197ZM60 262V263H59ZM63 262V263H62ZM71 262V261H70ZM70 262H68V263H66V264H72V263H70ZM137 262V263H136ZM189 262V263H188ZM191 262V263H190ZM185 263V264H186ZM2 264H3V262H2ZM31 264H44V262H41V261H39V262H32ZM47 264V263H46Z\"/></svg>",
    "mask_w": 264,
    "mask_h": 264
}]
</instances>
